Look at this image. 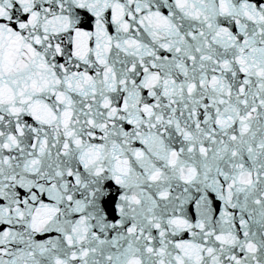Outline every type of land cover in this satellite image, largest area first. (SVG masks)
Wrapping results in <instances>:
<instances>
[{"label": "snow or ice", "instance_id": "snow-or-ice-1", "mask_svg": "<svg viewBox=\"0 0 264 264\" xmlns=\"http://www.w3.org/2000/svg\"><path fill=\"white\" fill-rule=\"evenodd\" d=\"M0 264H264V0H0Z\"/></svg>", "mask_w": 264, "mask_h": 264}]
</instances>
